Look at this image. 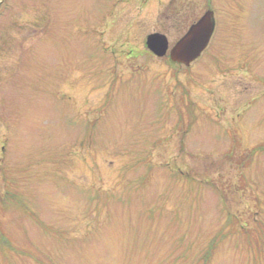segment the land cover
Segmentation results:
<instances>
[{
  "label": "rangeland",
  "instance_id": "374dc122",
  "mask_svg": "<svg viewBox=\"0 0 264 264\" xmlns=\"http://www.w3.org/2000/svg\"><path fill=\"white\" fill-rule=\"evenodd\" d=\"M0 1V264H264V0Z\"/></svg>",
  "mask_w": 264,
  "mask_h": 264
},
{
  "label": "water",
  "instance_id": "95a60500",
  "mask_svg": "<svg viewBox=\"0 0 264 264\" xmlns=\"http://www.w3.org/2000/svg\"><path fill=\"white\" fill-rule=\"evenodd\" d=\"M214 30L212 11H205L168 51V40L165 35L151 33L146 37V47L156 57L169 54V59L176 64L189 65L207 47Z\"/></svg>",
  "mask_w": 264,
  "mask_h": 264
},
{
  "label": "flooded vegetation",
  "instance_id": "af4514ba",
  "mask_svg": "<svg viewBox=\"0 0 264 264\" xmlns=\"http://www.w3.org/2000/svg\"><path fill=\"white\" fill-rule=\"evenodd\" d=\"M185 2L188 3V4H190V3H193V0H185ZM208 10H209V8H208ZM206 11H207V10H206ZM204 12H205V11H204ZM204 12H203V13H204ZM200 16H201V15H200Z\"/></svg>",
  "mask_w": 264,
  "mask_h": 264
},
{
  "label": "trees",
  "instance_id": "16d2710c",
  "mask_svg": "<svg viewBox=\"0 0 264 264\" xmlns=\"http://www.w3.org/2000/svg\"><path fill=\"white\" fill-rule=\"evenodd\" d=\"M1 2V1H0Z\"/></svg>",
  "mask_w": 264,
  "mask_h": 264
}]
</instances>
